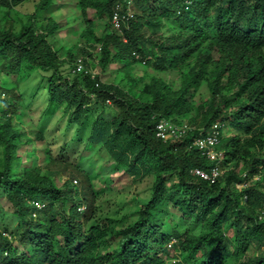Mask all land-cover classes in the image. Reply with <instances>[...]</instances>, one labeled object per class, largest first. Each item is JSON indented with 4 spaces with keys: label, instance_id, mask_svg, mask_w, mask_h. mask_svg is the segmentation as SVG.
Returning a JSON list of instances; mask_svg holds the SVG:
<instances>
[{
    "label": "trees",
    "instance_id": "obj_1",
    "mask_svg": "<svg viewBox=\"0 0 264 264\" xmlns=\"http://www.w3.org/2000/svg\"><path fill=\"white\" fill-rule=\"evenodd\" d=\"M51 2L40 0L36 11ZM116 4L121 16L131 12L125 43L116 35L95 36L87 16L93 11L107 22ZM75 5L81 25L87 17L89 27H81L82 46L72 45L68 59L82 57L102 73L110 63L144 61L152 73L135 79L141 83L137 95L112 82L99 84L98 75L77 74L55 85L65 62L50 43L59 27L49 18L34 31L21 22L19 32L0 36V59L9 60L13 73L30 64L51 72L49 105L62 102L77 126L80 116L94 115L88 140L131 181L152 175L150 197L123 226L110 218L90 224L103 188L83 174H70L75 185L68 179L58 186L36 168L25 172L27 179L11 177L18 129L6 119L0 125V189L16 230L0 232V264H264V219L256 213L264 207V0H133L132 9L123 0ZM143 23L163 34L146 36ZM163 73L175 80L163 82ZM3 108L16 110L8 103ZM160 120L185 122L192 130L163 142L155 137ZM213 125L219 127L213 151L221 153V175L210 184L190 172L209 173L215 160L190 146ZM177 213L185 219L170 221ZM226 223L230 235L223 232Z\"/></svg>",
    "mask_w": 264,
    "mask_h": 264
},
{
    "label": "rangeland",
    "instance_id": "obj_2",
    "mask_svg": "<svg viewBox=\"0 0 264 264\" xmlns=\"http://www.w3.org/2000/svg\"><path fill=\"white\" fill-rule=\"evenodd\" d=\"M39 1L9 0L8 3H4L0 0V36L19 32L21 22L28 25L29 31H34L38 23L45 24L48 18L52 19L59 30L50 43L53 45V50L58 51V59L65 62L64 66H61L62 71L58 74L62 80H57L55 85L63 84V79L71 83L78 72L75 70L74 62L68 59L70 56H67L68 49L77 44V49L81 48L79 33L83 29L81 27H89L86 24L88 18L83 19L81 25V14L75 5L76 0H52L49 6L37 12L36 4ZM129 7L133 8V0H129ZM7 12L12 15L11 19H6ZM87 16L91 19V30L95 36L116 35L124 39L123 29L114 30L109 20L106 22L105 18L97 19L93 11H89ZM141 30L146 36L163 34L162 29L147 23H143ZM8 65L7 58L0 59V125L3 126L6 119L11 118L10 126L18 129L11 150L13 162L11 177L27 179L25 172L36 168L43 178L55 179V183L61 186L68 179L75 185V178L72 179L70 174L73 176L83 174L94 183L95 187L103 188V191L95 197L94 217L90 224L103 218H110L119 222V226H123L127 223L125 219L131 218L135 210L149 199L153 176L147 175L138 181H131L132 177L128 176L123 168L115 165L100 144L96 145L88 140L95 120L94 115L80 116V124L77 126L72 121L70 111L64 108L62 102L61 105H49L46 91L48 85L52 83L51 72H41L30 64L24 68V71L18 70L13 73ZM149 69L144 61L128 62V65L110 63L105 73L96 67L94 71L92 70L96 75L88 76L90 80H94L98 75L99 84L112 82L119 88L131 90L137 95L141 83L138 84L135 79L140 78L144 73L151 74L152 71ZM159 77L168 84L175 80V76L170 73H163ZM135 86L138 88L135 89ZM6 89L12 91L6 92ZM6 103L15 105L16 110L5 111L7 108L2 110ZM88 148L92 152L84 155ZM257 179L258 176L253 181ZM171 182L170 180L168 185ZM237 188L240 189V186ZM11 212V204L7 201L4 191L0 189V232L6 231L9 234L16 230V220ZM256 213L260 215L259 220L264 219V207L257 206ZM176 218L185 219L177 213L176 216L170 217V221H175ZM166 220L168 222V218ZM226 231H229L227 235L233 232L229 223L223 226V232Z\"/></svg>",
    "mask_w": 264,
    "mask_h": 264
},
{
    "label": "built area",
    "instance_id": "obj_3",
    "mask_svg": "<svg viewBox=\"0 0 264 264\" xmlns=\"http://www.w3.org/2000/svg\"><path fill=\"white\" fill-rule=\"evenodd\" d=\"M126 3V6L129 7V0H123ZM116 9H120V6L117 5ZM127 9V8H126ZM129 20V11L127 9L125 15H120L118 11H115L111 18V25L112 28L116 31H121V27L127 26V21ZM74 67L75 70L78 72V74H84V75H90L94 77L96 75V72H93L94 70L88 67V64L83 62L82 57H78L74 61ZM93 70V71H92ZM218 125H213L212 128L206 133L203 134V131L201 134L194 138L192 141V144L190 147H195L198 150L201 151L202 154H205L207 159L214 161L215 165L212 167V169L209 171V173L204 172L200 169H193L190 173L192 176L198 177L203 181H207L211 184L215 182V180L221 175V172L219 170V163L221 162V153H216L213 151V148L218 143V137L219 134L218 131ZM155 137L158 140H161L163 142L168 140H178L181 138H184L186 134L192 130V127H189L188 124L185 122H181L180 124H175L167 120H160L155 127ZM36 206H38L37 203H35Z\"/></svg>",
    "mask_w": 264,
    "mask_h": 264
},
{
    "label": "clouds",
    "instance_id": "obj_4",
    "mask_svg": "<svg viewBox=\"0 0 264 264\" xmlns=\"http://www.w3.org/2000/svg\"><path fill=\"white\" fill-rule=\"evenodd\" d=\"M117 5H119V4H116L115 5V8H114V10H113V13L115 12V11H118V13L120 12V9L122 8V5H120V9H116V6ZM126 6V5H125ZM113 13H112V15H113ZM112 15H110L109 17H108V20H109V23H110V25H111V18H112ZM130 15H131V12L129 11V18H130ZM111 27H112V25H111ZM123 29V31H127L128 29H129V20L127 21V26H123V27H121V30ZM123 38L121 37V41H122V43H125L126 41H125V37H124V39L122 40ZM133 55H134V57L135 58H138V56L135 54V53H133ZM207 182V181H206ZM209 183V182H208ZM211 184V183H210ZM238 186H240V189L239 190H241V188L244 186V185H237L236 186V188L238 187ZM238 189V188H237ZM35 203H37L38 204V206H36L35 205ZM33 207L35 208V209H40L41 208V205H40V203H38V202H33ZM33 217H34V214H33Z\"/></svg>",
    "mask_w": 264,
    "mask_h": 264
}]
</instances>
